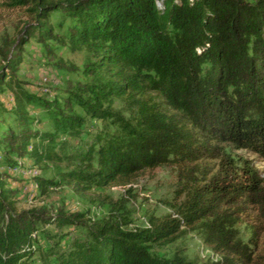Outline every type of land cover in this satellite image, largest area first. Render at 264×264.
<instances>
[{
	"label": "trees",
	"instance_id": "obj_1",
	"mask_svg": "<svg viewBox=\"0 0 264 264\" xmlns=\"http://www.w3.org/2000/svg\"><path fill=\"white\" fill-rule=\"evenodd\" d=\"M158 1L0 0L9 9L30 8L36 23L25 24L13 49L2 53L0 94L14 97L5 106L20 128L14 132L0 123L5 167L15 168L23 158L35 164L59 160L53 150L57 132L78 137L87 118L107 119L116 100L127 104L133 122L118 119L117 134H98L78 151L76 159L88 167L69 172L71 182L105 186L169 163L188 168L205 147L195 145L192 129L264 160V0H162V8ZM51 14L60 16L55 29ZM63 28L70 43L97 59L84 64L89 82L67 86L58 99L37 100L54 132L31 136L26 104L13 92L16 71L31 38L47 51V42L59 38L55 30ZM30 138L38 144H28ZM2 175L0 264H29L36 255L54 257L57 264H200L180 254L157 258L149 242L161 233L126 231L119 217L89 228L87 240L68 255L56 250L58 242L44 249L38 238L47 236L44 227H82L83 214L64 205L18 211L16 189H7ZM37 180L42 197L53 183ZM189 211L188 224L198 223L204 243L220 256L204 264H264V180L253 168L199 183ZM238 223L250 225L247 240ZM175 224L164 233L178 231Z\"/></svg>",
	"mask_w": 264,
	"mask_h": 264
},
{
	"label": "rangeland",
	"instance_id": "obj_2",
	"mask_svg": "<svg viewBox=\"0 0 264 264\" xmlns=\"http://www.w3.org/2000/svg\"><path fill=\"white\" fill-rule=\"evenodd\" d=\"M59 1L75 0H54ZM161 2L162 0L158 1V8H162ZM59 20L58 14L50 15L49 22L54 29ZM33 23L36 24L30 8L9 9L0 2V68L6 64L2 53H9L14 42L22 37L25 24ZM55 31L59 33V38L47 42L50 48L47 51L35 39L29 40L16 71L13 92L23 98L26 104L30 123L28 134L31 136L36 132H54V124L37 100L58 99L67 86L76 82H89L83 75L84 64L87 60L97 59L88 55L89 49L70 43L66 39L65 28ZM27 98L33 99L28 101ZM13 100L11 93L0 94V123L6 122L14 132H19L20 128L12 121V111L5 106L13 104ZM76 112L82 115L78 107ZM118 119L123 123L133 122L132 114L123 100L114 102L113 110H108L107 119L87 118L78 137L57 132L58 140L53 150L59 160L52 163L35 164L32 159L23 158L16 160L17 167L10 168L4 166L0 157V175L5 177L2 183L7 182V189H16L13 197L16 210H30L42 205H64L70 213L83 214L85 225L82 227H44L47 236L38 235L42 248H49L54 242H58L56 250L61 255H68L75 250V246L87 240L89 228L119 217L122 229L126 231L161 233V239L154 237L149 242L151 254L159 259L171 260L176 254H180L200 264L219 260L220 256L204 243L199 224L189 225L185 219L189 217L190 199L199 183L223 171L241 174L244 168L249 167L264 180V160L252 152L236 150L231 144L213 139L201 130L192 129L195 145L204 144L205 147L198 150L199 158L190 163L188 168L169 163L144 170L129 182H114L105 186H96L94 182H71L66 176L69 172H79L88 167L82 166L76 159L78 151L91 144L98 134H117L118 127L115 124ZM28 142L31 146L38 144L34 138H30ZM0 155L3 156L1 150ZM35 170L38 172L36 177L33 175ZM38 177L53 183L42 197L38 190ZM173 224L179 226L178 231L174 230L170 235L164 233ZM235 228L243 239L250 237L249 224L238 223ZM29 264H57V261L51 256L41 260L36 255Z\"/></svg>",
	"mask_w": 264,
	"mask_h": 264
},
{
	"label": "bare ground",
	"instance_id": "obj_3",
	"mask_svg": "<svg viewBox=\"0 0 264 264\" xmlns=\"http://www.w3.org/2000/svg\"><path fill=\"white\" fill-rule=\"evenodd\" d=\"M33 175L36 177L37 175H38V172L35 170L34 172H33ZM33 176V177H34Z\"/></svg>",
	"mask_w": 264,
	"mask_h": 264
}]
</instances>
